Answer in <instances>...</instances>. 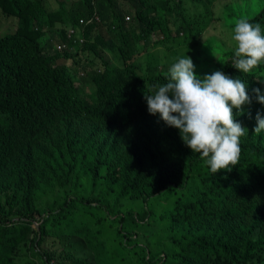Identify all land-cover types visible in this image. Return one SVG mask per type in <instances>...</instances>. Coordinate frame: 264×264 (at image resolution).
Returning <instances> with one entry per match:
<instances>
[{
  "label": "trees",
  "instance_id": "16d2710c",
  "mask_svg": "<svg viewBox=\"0 0 264 264\" xmlns=\"http://www.w3.org/2000/svg\"><path fill=\"white\" fill-rule=\"evenodd\" d=\"M0 12L17 18L0 35V264H264V63L231 64L235 22L264 32V0H0ZM186 56L199 78L245 83L230 171L213 174L148 111Z\"/></svg>",
  "mask_w": 264,
  "mask_h": 264
},
{
  "label": "clouds",
  "instance_id": "9594fccd",
  "mask_svg": "<svg viewBox=\"0 0 264 264\" xmlns=\"http://www.w3.org/2000/svg\"><path fill=\"white\" fill-rule=\"evenodd\" d=\"M94 14L97 15L79 19L88 20ZM16 22L17 18L6 17L0 21L4 28L1 31L16 28ZM69 28L75 30L68 26L67 35ZM232 40L235 48L231 64L241 73H251L264 63V32L259 23L253 25L247 19H239ZM58 43L63 42L55 41V49ZM194 68L190 57L178 58L168 69V82L153 85L145 95L148 111L158 113L167 125L179 129L185 145L205 160L213 174L221 169L230 171L240 161V138L248 134L233 112L234 108L242 112V106L250 103L245 83L219 70L199 78ZM254 91L264 104V95L259 94V89ZM256 119L254 134L259 136L264 132V118L257 113Z\"/></svg>",
  "mask_w": 264,
  "mask_h": 264
},
{
  "label": "rangeland",
  "instance_id": "374dc122",
  "mask_svg": "<svg viewBox=\"0 0 264 264\" xmlns=\"http://www.w3.org/2000/svg\"><path fill=\"white\" fill-rule=\"evenodd\" d=\"M68 1H72V0H68ZM1 13V12H0ZM4 29L2 25H0V30ZM12 30H4L0 32V35L11 32ZM81 70V69H80ZM82 89L84 90V92H90V90L92 89V86L88 83L87 81V77H83L80 80ZM170 196V195H167ZM172 197V196H170ZM111 204L114 203V201H109ZM142 202L140 200H131L128 197H122L119 201V208H121L124 211H132L133 213H139L141 206H142ZM153 205L155 207H158L159 204L158 202H156L155 200L153 201ZM161 207V206H159Z\"/></svg>",
  "mask_w": 264,
  "mask_h": 264
},
{
  "label": "built area",
  "instance_id": "2783aa9c",
  "mask_svg": "<svg viewBox=\"0 0 264 264\" xmlns=\"http://www.w3.org/2000/svg\"><path fill=\"white\" fill-rule=\"evenodd\" d=\"M130 19V16L129 15H126L125 16V20H129ZM99 21V18L97 15H92L88 20H84L83 18L79 19V23L80 24H85L87 22H98ZM74 35V29L73 28H69L68 29V37H72ZM80 42H82V38L79 39ZM65 47V44L64 43H58L56 45V48L57 50H62L63 48Z\"/></svg>",
  "mask_w": 264,
  "mask_h": 264
}]
</instances>
